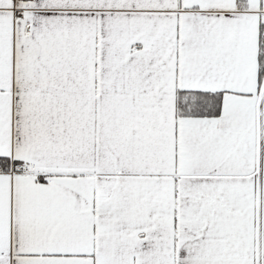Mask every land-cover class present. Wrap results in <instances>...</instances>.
<instances>
[{"label":"snow or ice","instance_id":"6c2138e0","mask_svg":"<svg viewBox=\"0 0 264 264\" xmlns=\"http://www.w3.org/2000/svg\"><path fill=\"white\" fill-rule=\"evenodd\" d=\"M0 264H264V0H0Z\"/></svg>","mask_w":264,"mask_h":264}]
</instances>
